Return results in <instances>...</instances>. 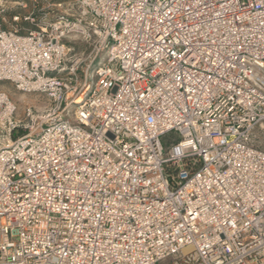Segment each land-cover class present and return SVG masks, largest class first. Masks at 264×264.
Wrapping results in <instances>:
<instances>
[{
  "label": "built area",
  "instance_id": "2783aa9c",
  "mask_svg": "<svg viewBox=\"0 0 264 264\" xmlns=\"http://www.w3.org/2000/svg\"><path fill=\"white\" fill-rule=\"evenodd\" d=\"M46 15L0 24V82L47 99L0 90V264H264V0Z\"/></svg>",
  "mask_w": 264,
  "mask_h": 264
},
{
  "label": "rangeland",
  "instance_id": "374dc122",
  "mask_svg": "<svg viewBox=\"0 0 264 264\" xmlns=\"http://www.w3.org/2000/svg\"><path fill=\"white\" fill-rule=\"evenodd\" d=\"M68 0H0V24L5 28H12L15 23L12 17L16 14H25L27 12H38L40 14H47L48 18L57 15L59 12L65 11ZM61 4V5H59ZM21 31L28 28L30 25L22 22L20 25ZM77 39H80L76 35ZM79 52L84 48L79 41L76 43ZM0 90L5 91L12 100L16 103L18 111L20 112L26 103L33 104L36 108L42 107L46 102L45 94L41 92H20L16 91L8 82H0ZM176 136L173 132L167 133L162 137V144L169 145L175 142Z\"/></svg>",
  "mask_w": 264,
  "mask_h": 264
}]
</instances>
